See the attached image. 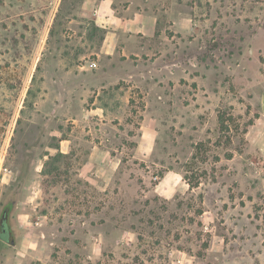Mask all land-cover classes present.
Returning <instances> with one entry per match:
<instances>
[{
  "label": "rangeland",
  "instance_id": "1",
  "mask_svg": "<svg viewBox=\"0 0 264 264\" xmlns=\"http://www.w3.org/2000/svg\"><path fill=\"white\" fill-rule=\"evenodd\" d=\"M24 1L0 0V264H264V157L245 136L264 0L166 1L181 30L100 57L101 33ZM98 57L119 73L89 96L49 78Z\"/></svg>",
  "mask_w": 264,
  "mask_h": 264
},
{
  "label": "crops",
  "instance_id": "2",
  "mask_svg": "<svg viewBox=\"0 0 264 264\" xmlns=\"http://www.w3.org/2000/svg\"><path fill=\"white\" fill-rule=\"evenodd\" d=\"M17 5L21 7L24 0H16ZM34 16L47 15L50 24L68 25L73 27H89L88 30L92 32L101 33L100 39L94 41L91 38L88 48H91L97 56L110 54V51H115L119 48H126L121 44V41L139 40L138 37L152 36L154 32L158 31L159 25L169 26L174 30H181L182 25L185 24L186 18L184 15L168 14L163 8L165 2L169 0H32ZM10 5L11 2L6 3ZM18 10H20L18 8ZM21 12V11H20ZM18 12V14H21ZM169 20H172L171 25ZM56 25V26H57ZM130 43V42H129ZM92 62V65H77L76 67H86V71H75L73 69L67 70L64 68L62 74L57 73L50 75L49 78L54 79L56 83L69 82L67 89L69 92H81L82 95L89 96L90 92L97 85H101L110 78L119 73L117 70H108L100 59ZM114 60V59H112ZM103 61H105L103 59ZM53 65H58V61H52ZM60 62V61H59ZM110 62V61H108ZM108 65L111 63H107ZM104 66V67H103ZM113 66V64L111 65ZM99 67V68H96ZM78 70V69H77ZM55 71V69H54ZM66 72V73H64ZM73 72V73H69ZM56 90V85H53ZM58 87V86H57ZM61 87L57 88L59 91ZM43 93V90H42ZM70 93V94H71ZM47 110L55 112L59 108L61 102L52 99L54 95L50 91L45 93ZM43 94V95H44ZM56 95V94H55ZM51 98V99H50ZM64 106L66 104L62 102ZM258 107V117L247 129L245 136L248 140V146L258 150L264 157V81L256 98ZM99 107L87 110L88 115L95 112L98 114ZM103 112V111H102ZM63 141V140H62ZM66 141V140H65ZM63 144V143H62ZM89 162V160H88Z\"/></svg>",
  "mask_w": 264,
  "mask_h": 264
},
{
  "label": "water",
  "instance_id": "3",
  "mask_svg": "<svg viewBox=\"0 0 264 264\" xmlns=\"http://www.w3.org/2000/svg\"><path fill=\"white\" fill-rule=\"evenodd\" d=\"M9 211H10V206H5L3 208L2 212H1V215H0V222L2 221L3 218L8 220ZM8 226H9V224H8ZM8 241H9L10 244H14V239H13L12 232H10V236L8 237Z\"/></svg>",
  "mask_w": 264,
  "mask_h": 264
},
{
  "label": "flooded vegetation",
  "instance_id": "4",
  "mask_svg": "<svg viewBox=\"0 0 264 264\" xmlns=\"http://www.w3.org/2000/svg\"><path fill=\"white\" fill-rule=\"evenodd\" d=\"M8 224H9L8 220H6L5 218H3L2 221L0 222V232L4 234L6 238L10 236V232H11Z\"/></svg>",
  "mask_w": 264,
  "mask_h": 264
},
{
  "label": "trees",
  "instance_id": "5",
  "mask_svg": "<svg viewBox=\"0 0 264 264\" xmlns=\"http://www.w3.org/2000/svg\"><path fill=\"white\" fill-rule=\"evenodd\" d=\"M217 118H218V123H219V128L220 130H225L227 128V123H226V119H225V116L224 114L222 113H218L217 115ZM251 124V122H250ZM232 155L231 154H228V158H230Z\"/></svg>",
  "mask_w": 264,
  "mask_h": 264
}]
</instances>
